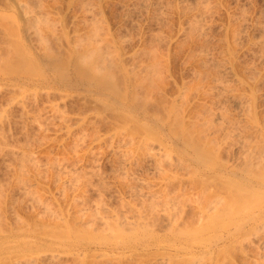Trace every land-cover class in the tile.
<instances>
[{
  "label": "bare ground",
  "instance_id": "6f19581e",
  "mask_svg": "<svg viewBox=\"0 0 264 264\" xmlns=\"http://www.w3.org/2000/svg\"><path fill=\"white\" fill-rule=\"evenodd\" d=\"M57 1L56 0H0V94L6 93V95H8V98H7L8 101H6L7 108L3 109L2 107L0 109V128L1 126L3 128L4 127L3 124H5L6 122L9 123L8 121L9 119H7L9 117L8 116L9 112H6V111L8 110V108H10V106L16 107V109L18 108V110L21 109L18 112L21 111L22 112L21 115H23V117L27 115V117L30 118L31 122H33L34 119L40 120L42 116L40 118H36V115L30 114L31 106L28 107L30 110L27 109L29 110V114H28L26 110L27 108L26 106H29V104H27L29 99L31 100L33 99L34 101L35 100L37 101L38 98H41L44 95L46 96L47 103L49 104L48 108H49L50 114L46 113L47 118L50 116L52 117L50 118L52 120L53 118L54 120L55 118H58L56 120H59L60 118V122H63V124H64V119H65L63 112L65 113L66 110H68L66 108L67 106L71 105L70 104L71 102H74V103L79 102L80 104L83 103L84 105L90 104L89 107L87 108L85 107V112H91V115H94V119L98 118V120L101 119L102 121L110 122L111 123L110 125L112 128L110 129L113 132L112 136L119 138L121 141L120 142L119 139H116V141L114 142L116 144V148L117 147L119 148L120 145L124 147V150L121 147L118 150L120 151L122 149L121 152H119L121 157L119 154H117V156L119 155L118 157L122 158V163H124L125 165V167L123 165L122 167L121 164L120 166L123 168L124 171L127 170L129 172L126 171L125 173L122 171V169L120 170V172L122 171V173L125 174V176L126 174L130 175L131 170L133 171L134 170L133 168L135 166L140 167V166H143L144 164H148L150 165V169H152L151 171H153V174L158 176L159 183H160L159 184L160 188H158L159 192L157 193L154 190L155 193L154 192L153 193L156 194L155 196L156 200L157 198H159V200L157 201L160 204L157 203V205L160 206L162 204L163 208L161 210V206L158 207L155 204L157 201H155L154 198L152 199H154L155 203L151 200L152 202L150 203V206L152 205V203H154L155 205L154 210H153V207L151 206L152 213L155 212V209L157 210L159 209L161 211L160 213L159 211L157 212L159 217H161L162 219L161 221H163L160 224L163 223L164 225L163 227H165L164 229L167 235H169L175 240L174 244L173 243L169 244L170 246H173V248H175L177 252H183L186 255L202 253L204 257L208 256V258H211V260H214L212 252L220 244H222L223 247H228V246L236 244L237 245L236 247L240 248L241 246L239 247V244L241 245V242L243 240L244 241L246 239L249 240L248 237L251 236L252 233L253 234L255 232L257 233L260 228L264 227V154H261L264 152V151L261 152L262 149L264 150V146L258 145V143L256 144V141H255L253 143H255L258 146L254 144L256 148L253 146V148L250 147L251 148L250 149L249 146L251 145L248 146L249 143L243 140L244 143L248 147L245 146V144L242 142L244 146L242 147L243 149L240 148L239 151L241 150L243 151H241L242 153L240 152V154H238L240 158L237 156L238 157L237 162L239 159L241 161L240 164L238 162V165L235 164L234 166V165L227 163L228 162L227 160L225 162L224 158L222 157L223 153L228 152L227 150H225V147L227 148L228 143H230L231 141L230 138L232 137V134H234L235 136V131L232 134L230 133V131L233 129L235 130L237 128H235L234 125H233L234 127L233 129H231V127L228 128L229 126L228 127L225 126L224 128L223 122L225 121H222L223 118L219 114L222 112H218V113L215 112L221 118H218L217 114H214L213 117H211L212 115L211 112L209 113L207 112L208 114L211 113L210 116L208 114L206 115V113H201L203 114L201 117L200 112H198L197 114L195 113V115L193 114V116H187L185 112L183 111L180 112L181 108L179 107L182 103H179V106H177L178 105L177 101H174V103L170 105L171 107L170 106L168 107L167 105L168 108L164 106L166 104L164 105L161 104V107L156 106L159 103H157V100L155 97L162 90V85L164 84V78H165L163 76L164 66L162 65L161 56L158 55L159 53L154 51L155 49L153 51L146 52L148 53L147 55L149 56L148 58L149 62L147 64H142V65H137L135 63L128 64L127 57L125 56L126 54L123 52L124 45L122 42L124 40L123 41L121 40L122 42H120V41L112 40V39H109L108 37H105L102 33V29H100L101 25L100 27H96L95 23L92 22V24L90 23V25L92 26L94 25V26L93 27L90 26L92 27V29L90 30L89 28L87 30V33H84V34L69 33L65 25L66 23L64 24L63 20L57 17L58 15H56V13H53L55 11V7L57 8V6H59ZM207 1L203 0V1H200V3H202V6L203 4L204 6H207L206 5ZM205 8H208V7H205ZM204 12H206V10ZM196 24L199 25L198 23ZM243 24L244 23H242V25ZM96 25H99V23ZM133 57L134 56H132V58L131 57L129 58L133 60L134 59ZM213 86H214L213 89H215L216 85L214 84ZM209 89L211 90L212 88H209ZM181 96L184 97L183 94H179L178 98H182ZM55 98H58L59 101L61 102V103L60 102L58 103H60L61 105L63 104L62 107L60 106V104H57L54 102L55 100L53 99ZM184 100L185 99H183V101ZM67 103H69V105H67ZM45 107L43 108L48 109ZM72 107H70V109ZM81 107H83V105ZM23 112L24 113L26 112L25 115ZM43 112H48V111L44 110ZM248 112L250 113V111ZM29 115H32V118L33 117L35 118L32 119L31 116ZM65 115L68 117L67 113H65ZM252 115L254 114L253 113H251V115L249 114V116H252ZM223 116L225 117V115ZM37 117H39L38 114H37ZM67 117L65 121L66 120L68 121ZM78 117H81L80 114ZM254 118L255 116L252 118V120H250L251 122L249 123L251 127H256V130H258L257 128H259V124H255L256 121L253 120ZM6 119L7 121L5 122ZM82 119L84 120V118L83 117L80 118L81 124H82ZM249 119H251V117ZM26 120H29V119L27 118ZM36 120H34V123L38 121ZM78 120L76 119L75 121H78ZM101 120L99 122H101ZM252 121H255V122H252ZM83 122H85V120ZM94 122L96 121L94 120ZM66 127H67V124H66ZM227 129L228 130L231 129V130H229L228 132ZM1 130H0V147L5 148L6 150L8 149L9 143L6 140H3L5 136L3 135ZM83 132H82V136H84ZM110 135H109V138H107L108 136L106 137L107 138L106 140H109L113 144V141L111 138L112 136ZM94 136H97V134ZM93 139H92L93 143L94 141H97V138L93 137ZM99 139H100V135H99ZM113 139L115 140V138ZM102 141L107 142L105 141V138H103ZM99 142L100 141H98V144ZM116 142H118V144L120 145L117 146ZM5 143H7L6 144L7 147L6 145L4 146ZM115 144H113L114 147H115ZM107 146L109 145L107 144ZM11 148L7 150L8 153L13 152L12 155L13 154L15 155L17 152L15 153L13 151L14 149L11 150ZM116 148H113V149L116 150ZM75 149H77V147ZM109 149H111V147ZM253 149L255 151L260 150V154L259 152L256 153L255 151H253ZM223 150L225 152H223ZM70 151H72V149ZM88 152L86 154L87 156H88ZM115 152H117V150ZM21 153L25 154L26 151H23ZM75 153L77 154L73 155L74 158L77 157L76 155L79 154V151ZM112 154H114L113 156L116 157V153H112ZM25 155H24L25 158H22V160H20L21 162L18 159H21L22 154H19L18 155L19 157L16 156L17 159L15 156L13 157L19 161V162L17 161V163H20L18 165L19 167L22 166V163H25V162H27V165L26 163L23 165H26V166L29 165V167L31 166L30 169H26L28 168L26 166L25 168L22 166L18 169L19 174H20L21 168H22V172L24 171L23 169L27 170L28 172L24 171L25 173L20 174V176L16 174V178L17 176L22 177L23 174L29 175V176L24 175L25 183L21 181V183L23 182V184H21L20 186L25 185L26 182L29 181V180L26 181V179H28L26 177H30V175L32 174V173L29 174L30 172H33L34 174L35 173L34 169L36 168L41 169L39 165L40 163L38 162H36L38 166L35 167V165L37 164H34L33 165L34 169L32 167V163H34L38 159L35 160V158L31 156L30 154H28L30 155L29 157ZM83 157H81L82 159L77 158L78 160L80 159L79 163L84 161ZM118 157L117 159H115L117 160V162L115 161L117 164L120 163V161H118L119 159ZM235 160L231 162L234 163ZM76 163L77 162H75L74 165ZM61 166H59L58 168V165H57V167H53V168L55 170L57 169L58 171H61L60 170ZM120 166H118L117 168H121ZM138 167H135V170L131 172V174H134L135 171L138 169ZM61 169H64V168L62 167ZM81 169H82V166H81ZM82 170L81 171L78 170L79 175H80V172L82 175ZM117 170L119 171V169ZM69 171L71 172V170L66 169V171L65 170L63 171V173L68 172L67 176L71 177L69 175L70 174ZM78 171H77L76 176H73V174L72 176L77 177L78 180H82L81 175L79 178ZM85 171L86 169L83 171V173ZM36 172L40 174L39 169ZM38 173L36 175L39 176ZM60 174H58L57 178L59 177ZM36 175L34 174V176ZM63 175L64 174H62V176ZM86 175L88 177V173ZM67 176H65L66 179L69 178ZM130 176H131L130 182L126 183L127 184L126 187L129 189L130 193H133V192L135 193L136 191H138V189L134 191L132 189H135V187L137 188L139 186H135V184L131 182L132 179L134 180L135 175L134 176L130 175ZM63 177L61 178L64 180H61L60 177L58 178V180L60 179L61 181L64 182L66 179ZM85 177L83 176V179H84L83 183L85 181L88 183V184L86 183L85 184L90 186L91 182L89 181L92 176L88 177L89 181H86L88 180V178L86 177L87 178L86 179ZM35 178H32V179H35ZM18 179L19 181L21 180L20 178H17V180L15 179L17 181V184H19ZM70 180L73 181V179L71 178L67 179L68 182ZM74 180L76 179L74 178ZM78 180L74 182L77 183ZM139 181L140 180H137L136 182H139ZM63 182H60V183L62 184ZM79 182L80 181H78V183ZM140 182L142 183L143 181H140ZM69 183L67 184L70 185ZM78 183L77 185L74 184L76 188L77 186L79 187ZM141 183H137V185L138 184L141 185ZM183 183L185 184L188 183L191 189V191H189V194L191 192V193H194V195H191V194L189 195L187 193L188 191L186 190L185 191L187 194L185 193L184 188H186L187 190H190V189H188L189 187L188 188L186 187L188 186L187 184L184 187ZM86 185L83 184L84 188L81 186L84 190L78 188L75 191L81 190V191L86 192L85 190ZM145 185L147 186V184ZM141 186H140V189H141ZM60 187L61 185L59 186V189ZM64 187L65 186H63V188ZM27 188L29 187L28 186L25 188L22 187L20 190L24 191L25 193L23 192L21 194H25V195H27V193L30 194L31 193L30 191L32 190V188L30 191ZM1 189L3 188H0V190ZM130 190H132L133 192H131ZM62 191H64V189ZM84 192H81V194H83ZM138 192L137 193L139 196L141 191H138ZM146 192H148L146 193V195L149 193H150L149 195L153 194L152 192H149V191H146ZM29 194L28 196L30 198L34 197V199L31 198V201H34L33 203L38 204L36 206H39L36 208V210L39 208V211L37 210V214H36L39 216V218L37 216V219H39L38 220L39 222L35 221L36 223H33L31 225L28 224L27 222H24L23 226L19 228L18 226L17 227L15 226L17 229V232H16V229L13 230L12 227H10L12 229L8 228L9 229L8 231L6 230V228H4V225L2 222V217H3L2 212L6 206L5 201L7 200L5 199L4 201L3 200L4 198L2 199L1 197L3 195L0 194V263H2V261H5L7 256L17 255L21 253L24 249L29 251L30 254L31 253L36 254V253L43 252L45 250L53 252L55 249H63V248H66V249L69 248L70 250L72 249L74 250L75 247L79 248L80 246H82L81 248H83V250L88 251V250H91L93 246H95L100 249L105 248L106 250L109 249L112 251H114L115 249H122V251L124 252H134L140 246L144 248H146V246L150 247V244H148L147 241H149L150 239L156 236V234L153 231H151L152 227H151V224H149L150 221H148V219L145 218L147 216L149 218V216L152 217L154 215L153 214L151 216L152 213L150 212L151 210H149V207H150L149 202H148V205L146 206L148 209L146 208V211H145V213L148 211L149 215L144 217L143 215L145 213L142 210H140L141 209L140 208L139 210L141 212H139L138 210V214H140L139 215L140 220L137 221L138 220L137 219L135 220L137 222L135 221L131 223L128 222L126 225V227L128 228L125 227L124 224L126 223L123 222L122 220V222L124 223L123 225L126 229H124V227L123 228L120 227L122 224L121 225L119 224L120 228L118 227L117 224L122 223L119 219L116 220L117 223L113 222L114 224H112V222L109 221L111 223L110 225L108 222L109 218L106 219V218L100 217L101 218L100 220L98 218V220L100 221V224H103L104 227L108 230V231L107 230L102 231L104 233L105 231L108 232L107 234L99 233L102 239L101 238L98 239L97 234H94L95 232L93 233V230L90 229L89 227H87V229H82L83 227L82 228H79V227L77 228L76 226L74 227L73 225L69 223V221H67L68 219H63V218L59 219L60 215L59 216L56 215L58 216V218L57 217L56 218L58 219L59 222L56 219L55 222L57 223L53 224L55 223L54 222L55 211L53 212V210L55 209L51 210L52 208H50L49 204L44 203L45 200L44 201L42 200L41 193H40L41 194L40 196H36V195H39V193L36 195L33 194L36 196V198L33 195L30 196L32 193L30 195ZM154 194H153V197H154ZM133 195L134 194H131V197ZM78 196L76 197L78 198ZM143 196L144 195H142V192H141V197ZM76 197L74 196V198ZM150 197H147V198L149 199ZM82 198L83 196L81 197V199ZM82 202L84 201H81V203ZM104 203H102V206ZM35 204L33 205V208L36 207ZM125 204H126V201H125ZM28 205H29V202H28ZM99 206L98 208L102 207V206L101 207ZM188 207L189 209L191 208L193 209L194 214H192L193 213L192 212L191 213L192 215L190 216L188 215L187 213ZM177 208L180 210H178ZM182 208L183 210L181 212ZM99 210H102V209H99ZM177 210L181 212L179 216H177L179 214ZM90 214H93V213H90ZM98 214H101V213L98 212ZM45 216L49 218L50 222H52L51 218L53 219V222L51 223V225H55V228L50 225L52 227L51 228L48 225V223L50 222L48 223L46 222L45 224L44 219H43ZM149 219L152 220L151 218ZM78 220L80 219L78 218ZM124 220L127 221V218ZM155 220H157V218ZM16 222L17 220L15 221V223ZM18 222L17 224L21 223L19 224L20 226L22 225L23 221L19 223ZM61 222L63 225V229L60 224ZM95 222H98V221H95ZM153 222L154 221H152V223ZM80 223H84V222L82 221ZM157 223H153V225L155 226L157 225ZM58 225H60L59 228L61 229L57 228V230H55L56 226L58 227ZM103 225H101V227ZM157 226H159V224ZM103 229L101 228V230ZM102 235H105V236L102 237ZM116 242L121 247L116 246L117 247L116 248V247L111 246V244L116 243ZM242 245H244V243ZM164 247H166V245H164ZM232 247L234 248V246ZM51 248H54V249H51ZM198 249H201L202 251H197ZM262 253L264 254V252ZM216 262L220 263L219 261H216ZM205 263L206 262H204V264ZM222 263L223 262L221 261V264Z\"/></svg>",
  "mask_w": 264,
  "mask_h": 264
},
{
  "label": "rangeland",
  "instance_id": "374dc122",
  "mask_svg": "<svg viewBox=\"0 0 264 264\" xmlns=\"http://www.w3.org/2000/svg\"><path fill=\"white\" fill-rule=\"evenodd\" d=\"M58 1L57 3L59 6H57V8L55 7V11L53 13H56V15H58L57 17L61 18L64 24L66 23L65 25L69 33L71 34L87 33V30L89 28L91 30L92 27L94 26V25L93 26L90 25V23L92 24V22L95 23L96 27H100L101 25L100 29H102V33L105 37H108L109 39L120 41V42L124 40L122 42L124 45L123 52L126 54L125 56L127 57L128 64H133V63L137 65L147 64L149 62V59H148L149 56L147 55L148 53L146 52H150L155 49L154 51L159 53L158 55L161 56L162 65L164 66L163 76L165 78H164V84H163L164 86L162 85V90L155 97L157 100V103H159L156 106L161 107V104L163 105L166 104L164 106L168 108L171 104L174 103V101H177L178 103L177 106H179V103H182L179 107L181 108L180 112L182 111L185 112L187 116H193V114L195 115V113L197 114L198 112H200V114L206 113L207 115L209 112H211L212 113L211 117H213L214 114H217L218 112H222L219 114L222 116L223 119L225 118L224 120L222 119V121L226 122V123L223 122L224 128L225 126L227 127L229 126L228 128L231 127V129H233L234 127L237 128L235 130L229 129L232 131V132L230 131L231 134L234 133L235 131L236 137L234 136V134H232V137L230 138L231 141L229 139L230 143H228L227 148L225 147V150L228 151L226 153H223V156H222L225 162L227 160L228 161L227 163L234 165V166L235 164L238 165V162L240 164L241 161L238 159V162H237V158L238 157L240 158L238 154H240V152L243 151V150L241 151L239 150L240 148L244 146L245 144L244 141H247L249 143L248 146L251 145L249 146V148L250 147L253 148L255 144L253 142L255 141H256V144L258 143V145L264 146V138H263L264 137V0H208V1L205 0L207 1V4H206L207 6H204L203 4L204 7L202 6V3H200V1H203V0H89L90 2L88 0H58ZM205 7H208L209 10L208 8H205ZM204 8L206 12H204L205 11ZM98 23L99 25H96ZM196 23H198L199 25H197ZM242 23L244 24L242 25ZM132 56H134L133 60L131 59ZM213 83L216 85L215 89H213L214 88ZM209 88H212L214 92L212 91V89L210 90ZM179 94H183L184 97L181 96L182 98H178ZM7 98H8V95H6V93L0 94V109L2 107L3 109L7 108V105H6L7 104L6 101H8ZM183 99H185L186 101L185 100L183 101ZM30 100L31 99H29L27 103L29 104V106H26L27 107L26 110L29 109L28 107L31 106L30 107L31 110L29 109L30 114L36 115V118H40L41 116L42 118H40V120L37 119L38 121L34 119L37 121L35 123H34V120L33 122H31L30 118L27 117V115H25L26 112L25 113L23 112L25 115V117H23V115H21L22 112L21 111L18 112L21 109L18 110V108L16 109V107L10 106V108H8V110L6 111V112H9L8 114L9 117L7 116L8 117L7 119H9L8 120L9 123L6 122L7 121L6 119L5 120L6 123L3 124L4 127L2 128L1 126L2 130L1 128L0 130L5 136L4 137L5 139L3 138V140H6L9 143L8 149L12 147L11 150L14 149L13 151L15 153L17 152L16 153L17 155L15 154L16 156H18L19 154H22L21 159H18L19 161L22 160V158H25L24 157L25 154H27L25 156H28V157L30 155L33 156L35 160L38 159L37 161L32 163V167L34 164H37L36 162L40 163L39 165L41 169L40 168L34 169L33 167L34 172H35L34 174L36 175L38 173L36 172L38 169L40 170V174L38 173L39 176L38 175L34 176L33 172H30L31 171L30 170L29 174L32 173L31 174L32 177L31 175L30 177H26L28 178L26 179V181L27 180L29 181H27L25 185L20 186L21 184H23L25 180V176L27 174L26 175L23 174L22 177H19V176L20 174L25 173L24 171H27V170L23 169L24 171L22 172V168H21L20 174H19L18 169L22 166L25 168V166L27 165V162H25L26 165H23L25 163H22V166L19 167L18 165L20 163H17L18 160H16L17 157L14 154L13 155L16 157V159L13 158L14 157L12 155L13 152L8 153L7 151L8 149L5 150V148L0 147L1 148L0 149V184H1L0 188H3L0 190L1 192L0 194L3 195L1 197L2 199L4 198L3 199L4 201L5 199L7 200L5 201L6 206L3 210L4 213L2 212V216H3L2 222H3L4 228H6L7 231L12 228L14 230L16 229L17 226L18 228L22 227L24 222H27L28 224L31 225L33 223H36L35 221L39 220L37 219L38 215H36L37 210L39 211V208L37 210L36 208L39 206H36L38 204H35L33 203L34 201H31V198L34 199V197L30 198L28 196L29 193H27V195L21 194L24 191L20 189L22 187L25 188L27 186L29 187L27 188L29 191L32 188V190L30 191L32 194L30 193L31 194V195L29 194L30 196H32L33 194L36 195L38 193L39 195H36V196H40L42 194L41 196L42 200L47 201V202L44 201V203H48L50 208H52L51 210L55 209L53 210V212L55 211L54 222L60 215L59 219H62V218L68 219L67 221H69V223L73 225L74 227L75 226L77 228L83 227L82 229H87V227H89L90 229L93 230V233L95 232L94 234H97L98 239L101 238L99 233L100 234L108 233L106 231L105 233L102 232L104 230H107L103 224H100L99 220L102 217L106 219L109 218L108 222L111 221L112 224L117 223L116 220L118 219L121 222L123 220V222H125L126 224H124L123 222L117 224L118 227H119V224L120 225L122 224L120 226L122 228L124 227V225L126 227L128 222L131 223L137 219H138L137 221H139L140 214H138V210L141 208L140 210H142L145 213L148 202H149V206L152 201L154 202V199L156 196V194L154 193L155 191L158 193L159 192L158 188H160L158 176L153 174V171H151L152 169H150V165L144 164L143 166H140V167L135 166V167H138L135 173L131 174V172L135 170V167L133 168L134 170L133 171L131 170L130 172V175H133V176L135 175L134 177L135 182L133 179L131 182H133L135 186H139L137 188L135 187V189H132V190L134 191L138 189V191H141L142 195H144L143 196L144 199H143V197H141V192H140V195L138 196V193H139L138 191L134 193L132 190H130L131 192H133V193H130L129 189L126 187L127 185L126 183L130 182L131 176L129 174H126L125 176V174L122 173V171L126 173L127 170L125 171L123 170L122 167L123 166L125 167V165L124 163H122V158L118 157L120 155L119 152H121L122 150L121 149L120 151H118L120 147L123 148L124 150V147L118 144L120 139L112 136L113 132L111 130L112 128H111L110 122L102 121L101 119L98 120V118L94 119V115H91V112H85V107L86 108L89 107L90 104L84 105L83 103L80 104L79 102L78 103L71 102L70 104L73 106L72 107L71 105H69V103H67V105L69 106H67L66 109L68 110H66L65 113H67L68 117L65 115L64 112L63 114H64V118L66 119L67 117L68 121L67 120L65 121L64 119V124H63V122H60V118L59 120H56L58 118H55V120L53 118L52 120L50 119L52 118L50 115H49L50 117L47 118V114H50V112L48 108L49 104L47 103V99L45 95L41 98H38L37 101L36 100L34 101L33 99L31 101ZM53 100H55L54 102L57 104L61 103L58 98H55ZM82 105L83 107H81ZM60 106L62 107L63 104L62 105L60 104ZM43 107L48 108V109H44ZM70 107L72 108L70 109ZM43 109L48 112H43L44 111ZM29 110H27L28 114H29ZM40 110L41 111L43 110L42 111L43 113ZM248 111H250V113ZM251 113H253L254 115L249 116V114L251 115ZM37 114L39 115V117H37ZM79 114L81 117H78ZM210 114L208 115L210 116ZM222 114L225 115V117ZM32 115H29V116H31L32 118ZM202 115L203 114H201V117ZM254 116L255 118L253 120H255L256 122L255 121H252V122H255V124H259V128H257L258 130H256V127H251L249 123L251 122L250 120H252ZM82 117L84 118L85 122H83L84 120L82 119V124H81L80 118ZM250 117L251 119H249ZM27 118L30 121L26 120ZM218 118H221V117H219L218 115ZM76 119L78 121H75ZM227 119H229L230 121ZM94 120L96 122H94ZM100 120L101 122H99ZM65 122L67 124V127H66ZM82 132L84 133V136H82ZM96 134L98 137L94 136ZM99 135H100V139H99ZM109 135L112 136L111 138H112L113 144H115L114 142L116 141V139H119V141L116 142L117 146L120 145L119 148L117 147L118 149L116 148V144L114 147L112 142H110L109 140H106L107 138H109ZM93 137L97 138V141H94V143H93V140H94ZM79 138H81L82 140ZM103 138H105V141L107 142L102 141ZM113 138H115V140ZM237 138L239 141L237 140ZM98 141H100L99 142L100 146L98 144ZM242 142L244 144H242ZM6 144L7 143H5L4 146ZM107 144L109 146H107ZM245 146L247 145L245 144ZM76 147L77 149H75ZM110 147L112 150L109 149ZM113 148H116L117 152H115L116 150ZM71 149L72 151H70ZM23 151H26V153L25 154L21 153ZM78 151H79V154L76 155L77 157L74 158L73 155L77 154L75 152H78ZM253 151L255 150L253 149ZM263 151L264 150L262 149L261 152ZM87 152H88L89 157L86 155ZM223 152L225 151L223 150ZM255 152L256 153L259 152L260 154V150H257ZM80 153L81 154L83 153L84 155L83 154L82 155L84 157ZM112 153H116V157L113 156L114 154ZM117 154L119 155L117 156ZM261 154H264V152ZM81 157H83L84 161L81 160L82 162L79 163L80 159H82ZM117 157L121 159V160L118 159V161H120L119 164H117L116 163L117 160H115L117 159ZM77 158H80V159L78 160ZM234 160H235L234 163L231 162ZM51 161L53 162L54 165L52 164ZM75 162H77L78 164L76 163L74 165ZM120 164L121 166L122 165L123 166L121 167ZM52 165L53 167H57L58 165V168L59 166L62 165L60 167L61 171H58L57 169L55 170L52 167ZM36 166H38V164L35 165V167ZM81 166H82V169L84 168L86 169V171L84 172L85 174L83 173L85 169L82 170ZM118 166H120L121 168H117ZM26 167H28L26 169L31 168V166L29 167V165ZM62 167L64 169H61ZM66 169L71 170V172L69 171L70 173L69 175L71 177L67 176L68 172L63 173V171L64 170L66 171ZM117 169H119V171ZM121 169L122 171L120 172ZM78 170L79 171L82 170V175L84 174L83 175L84 177L87 173H88V177L92 176L89 181V178L86 175L88 180H86L87 179L86 177H85L86 178L85 180L91 182L93 185L90 183V186H88L86 185L88 183L85 181L83 183L84 179H83V176L81 175V172H80V175L82 177V180H78L77 177H73V176H76ZM79 171H78V175H79ZM57 172L58 174L62 172L60 174L61 176L59 175L61 180H64L61 177L64 176L63 178L66 179L65 176H67L73 179V181L70 180L69 181L70 183H69L67 181V179L69 178H67L64 182L61 181L60 179L58 180L59 177L57 178L58 176ZM16 174L19 175L17 176V178L21 179L20 181L18 179L19 184H17V181H16L17 180ZM62 174L64 175L62 176ZM80 175H79V178H80ZM32 178H35V179H32ZM74 178L80 181L79 183L77 181L79 185V187L77 186V188L75 187L77 183L74 182L76 181L74 180ZM136 179L143 181L142 182L143 184L140 181L136 182L137 181ZM146 180L148 183L146 182ZM21 181L23 182L21 183ZM59 181L63 183L61 184ZM67 183H69L70 185H68ZM137 183H141L142 186L139 184L137 185ZM83 184L86 185V188H85L86 192L80 190L84 188ZM145 184H147V186ZM186 184L188 185V183ZM186 184L183 183L184 187L186 186ZM60 185H61L60 187L61 190L59 189ZM62 185L65 187L63 188ZM72 186H74L75 189ZM140 186H141V189H140ZM186 187L188 188L189 185ZM78 188H80L79 190L81 192H84L85 194L84 193L81 194L80 191H75ZM63 189L64 191H62ZM188 189H190V187ZM185 190L188 191L187 192L188 194H189V191H191V189L187 190L186 188H184V191ZM146 191H149L152 193L154 192L153 193L154 197H153V194H151L152 196L149 195L150 193L147 194L149 195L147 196L146 193L148 192ZM77 193H79L80 195ZM131 194H134L135 196L133 195L131 197ZM190 194L194 195V193H191V192ZM74 196L75 197L78 196V198L77 197L74 198ZM80 196L81 197L83 196L82 198L83 200L81 199ZM147 197H150V198L148 199ZM99 198L101 201L99 200ZM128 199L131 201H129ZM157 200H159V198H157ZM157 200L155 199V201ZM81 201H84V202L81 203ZM125 201H126V204H125ZM28 202H29V205H28ZM102 203H104L103 204V206L105 205L104 207L102 206ZM154 203H152L151 205L153 207V210L155 207ZM157 203L159 202L157 201L155 204L157 205ZM34 204L36 207L33 208ZM134 204H136L137 206ZM98 206L99 207L102 206L103 208L102 207L98 208ZM151 206L149 207V210H151L152 208ZM160 206L162 210L163 208L162 204ZM99 209H102V210H99ZM191 209H189V207L187 209V213L189 216L194 214L193 209L192 210ZM96 210L101 214H98ZM140 210L139 212H141ZM178 210L177 212H179V214L177 213L178 214L177 216L181 214L183 208L181 209V212ZM158 211L159 213L161 212L159 209L158 210L155 209V212L153 213H152V210L150 211L152 213L151 216L154 214L152 217L149 216V218H151L152 220H150L147 216L149 215L148 211L145 213L146 215L142 214L144 217L147 216L145 218L148 219V221H150L149 224H151V227H152L151 228L152 230L151 229L150 230L156 234L154 238L147 241V243L150 244V247L146 246V248H144L140 246L134 252H124L122 251V249H115L114 251H112L109 249L106 250L105 248L100 249L95 246H93L91 250L85 251L83 250V248H81L82 246H80L79 248L75 247L74 250L73 249L70 250L69 248L67 249L63 248V249H55L53 252L45 250L43 252L36 253V254L34 253L30 254L29 251L24 249L21 253L17 255L7 256L5 261H2V263L0 264H168V263L169 264H188V263L189 264H204V262H206L205 264H216V263L221 264V261L223 262L222 264H264V259H263L264 254L262 253L264 252V245H263L264 244L263 243L264 242V227L260 228L257 233L256 232L254 234L252 233L251 236L248 237L249 240L247 239L245 241L243 240L241 242V245L239 244V247L243 246L242 248L241 247L237 248L236 244L228 246V247H223V245L220 244L212 252L214 260H211V258H208V256L204 257L202 253L201 254L196 253L197 255L196 254L186 255L183 252H177V250L173 248V246H170L169 244L170 243L174 244L175 240L169 235H167L164 229L165 227H163L164 226L163 223L160 224L163 221H161L162 220L161 217H159V215L157 214ZM90 213H93V214H90ZM125 216L127 218V221L124 220L126 219ZM45 217L43 219L46 224V222L48 223L50 222V220L49 218H47L48 215L46 217L47 219ZM77 217L80 220H78ZM153 217L154 218L156 217L157 220L159 218L160 219L157 221L155 220L156 218L154 219ZM19 218L20 219L22 218L21 221H23L22 225L20 226L19 224L21 223L19 222L21 221ZM16 220L17 222L19 220L18 222L19 224H17V222L15 223ZM51 221L53 222L52 218H51ZM82 221L84 223H80ZM95 221H98V222H95ZM152 221H154L153 223L158 222L157 225L159 224V226L157 225L154 226ZM52 222L48 223V225L50 226ZM56 223L57 222L53 224H56ZM60 224L63 229L62 222ZM109 224L111 225L110 222ZM101 225L103 226L101 227ZM51 226L55 228V225H51ZM59 227L60 225H58V227L56 226L55 230H57V228ZM125 227L124 229L128 228V227L126 228ZM101 228L102 229L104 228V229L101 230ZM16 232H17V229H16ZM103 236L105 235H102V237ZM243 243L244 245H242ZM164 245H166V247H164ZM111 246L116 247L120 245H118V243L116 242V243L111 244ZM232 246H234V248ZM51 249H54V248H51ZM197 251H202V250L198 249ZM175 257H177L178 259ZM205 259L208 261H206ZM216 261H219L220 263Z\"/></svg>",
  "mask_w": 264,
  "mask_h": 264
}]
</instances>
